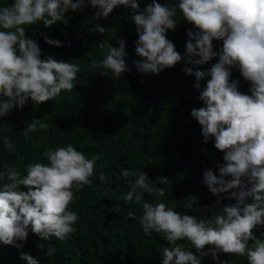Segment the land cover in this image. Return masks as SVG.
<instances>
[{
	"label": "clouds",
	"instance_id": "9594fccd",
	"mask_svg": "<svg viewBox=\"0 0 264 264\" xmlns=\"http://www.w3.org/2000/svg\"><path fill=\"white\" fill-rule=\"evenodd\" d=\"M86 2L99 8L96 18H107L117 6L139 9L138 0H14L10 7H0V29H3L0 30V117L14 106L22 109L29 98L40 104L55 99L62 90L75 88L73 82L80 67L51 56L42 59L39 45L26 37L25 26L38 22H43L45 27L67 23L65 13L69 9H81ZM179 9L184 19L197 29L188 32L191 40L186 50L189 57L201 59H189L188 63L204 64L219 56V62L208 72L193 73L191 68H186V72L195 75L197 89L201 88L199 81L211 77L200 95L205 107L193 109L191 115L202 126L206 142L214 137L215 148L224 153L225 163L218 166L219 176L208 170L204 173V183L217 197L231 192L225 198L235 199L236 203L221 211L214 209V214L206 219L181 215L166 203L143 202L145 192L165 195L163 187L154 188L147 182L144 172L138 174L134 183L129 181L130 191L122 199L129 204H142L139 223L145 233L162 234L175 245L163 249V264H201L197 256L176 243L182 240L189 241L202 256L211 254L219 259L221 252L246 255L249 264H264V240L254 235L258 226L264 227V0H180ZM175 12V8L153 0L143 13L134 15L139 34L136 52L143 58V62H136V67L141 73L159 75L183 59L167 38L168 30L177 26ZM95 30L106 31L99 26ZM213 40L223 41L222 52L213 50ZM46 42L61 46L59 40L46 37ZM119 45V48L109 46L106 57L99 63L93 61L92 67L108 69L115 78L129 71L125 41L120 40ZM103 46L102 43L100 47ZM235 67L251 82V95L238 90V81H231L230 69ZM48 127L46 122L36 119L23 130L25 138L30 139L29 133ZM4 145L9 152L13 150L8 137L4 138ZM43 155L48 163L28 164L26 175L3 165L6 173L0 172V180L6 176L9 181L0 185L3 244L26 241L29 226L42 240L56 239L59 245L76 231L73 225L79 217L69 208L75 193L85 185L91 186L100 157L89 159L71 144ZM130 175L137 174L122 170L124 178ZM99 179L107 182L102 172ZM159 182L170 185L167 177H160ZM249 199L251 203L247 202ZM126 218H135V214L129 212ZM206 247L213 250L209 253ZM40 248L43 250V246ZM55 252L56 248L50 244L45 255L51 257ZM21 257L28 261L24 264H39V256L35 258L29 252H23ZM134 257L136 260L131 264H138Z\"/></svg>",
	"mask_w": 264,
	"mask_h": 264
},
{
	"label": "trees",
	"instance_id": "16d2710c",
	"mask_svg": "<svg viewBox=\"0 0 264 264\" xmlns=\"http://www.w3.org/2000/svg\"><path fill=\"white\" fill-rule=\"evenodd\" d=\"M13 2L0 0V7H10ZM156 2L176 10L173 18L177 26L168 30L167 38L183 57L175 67L166 68L159 75L141 73L136 67V62H143V58L136 52L139 34L133 17L143 13L153 0H138L139 9L117 6L107 18H96L99 8L86 2L81 9L65 13L67 23L45 27L38 22L25 26L26 37L39 45L42 59L51 56L78 65L80 71L72 91L62 90L55 99L40 104L29 98L22 109L14 106L0 117V172L6 173L3 165L7 164L26 175L28 164L48 163L43 155L46 151L69 144L89 159H100L96 161L91 186L85 185L76 192L70 205L69 210L79 217L70 239L60 245L56 239L42 240L29 226L26 241L12 245L0 242V264H24L27 260L21 257L23 252L39 256V264H131L136 260L134 255L138 264H163V249L175 245L162 234L145 233L139 223L142 204H129L122 199L130 191L129 181L134 183L143 172L150 185L165 189L163 197L145 192L143 202L166 203L181 215L206 219L214 214V209L221 211L236 203L235 199L225 198L231 192L217 197L204 183L208 170L219 176L218 166L225 163L224 153L215 148L214 137L206 142L202 126L191 115L193 109L205 107L200 95L211 77L199 81L201 88L197 89L195 75L186 72V68L193 73L208 72L219 62V56L204 64L188 63L189 59H201L189 57L186 50L191 40L188 32H196L195 25L184 19L180 0ZM98 26L106 31L95 30ZM46 37L59 40L61 46L50 45ZM120 40L125 41L129 71L115 78L108 69L93 68V61H102L109 46L119 48ZM102 43L104 46L100 47ZM213 45L215 52H222L223 41L213 40ZM230 71L231 81H238V90L251 95V82L240 69ZM36 119L49 127L29 133L30 139H26L23 130ZM5 137L14 145L11 152L5 148ZM124 169L137 175L124 178ZM101 172L107 177L106 183L99 179ZM160 177H167L170 185L161 184ZM7 182L5 176L0 185ZM129 212L135 218H126ZM254 235L264 240V227L258 226ZM176 243L197 256L201 264H249L246 255L221 252L219 259H214L211 254L202 256L187 240ZM50 244L56 252L48 257L45 253ZM252 244L250 241L249 247ZM212 250L205 248L209 253Z\"/></svg>",
	"mask_w": 264,
	"mask_h": 264
}]
</instances>
